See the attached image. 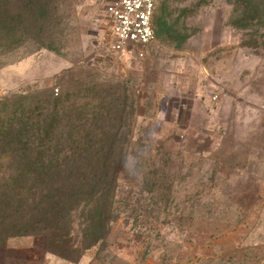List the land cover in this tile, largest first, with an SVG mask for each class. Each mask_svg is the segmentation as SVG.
I'll return each mask as SVG.
<instances>
[{
	"label": "rangeland",
	"instance_id": "1",
	"mask_svg": "<svg viewBox=\"0 0 264 264\" xmlns=\"http://www.w3.org/2000/svg\"><path fill=\"white\" fill-rule=\"evenodd\" d=\"M115 1L0 0V97L68 93L133 129L106 240L84 249L83 205L55 249L2 205L0 264H264V0H158L127 62Z\"/></svg>",
	"mask_w": 264,
	"mask_h": 264
},
{
	"label": "trees",
	"instance_id": "2",
	"mask_svg": "<svg viewBox=\"0 0 264 264\" xmlns=\"http://www.w3.org/2000/svg\"><path fill=\"white\" fill-rule=\"evenodd\" d=\"M80 101L49 91L0 97V207L11 206L13 224L41 232L54 249L73 242L82 205L84 249L106 240L133 138L124 110L87 112Z\"/></svg>",
	"mask_w": 264,
	"mask_h": 264
},
{
	"label": "built area",
	"instance_id": "3",
	"mask_svg": "<svg viewBox=\"0 0 264 264\" xmlns=\"http://www.w3.org/2000/svg\"><path fill=\"white\" fill-rule=\"evenodd\" d=\"M158 0H116L106 9L111 50L120 61L143 56L156 37L154 18Z\"/></svg>",
	"mask_w": 264,
	"mask_h": 264
},
{
	"label": "crops",
	"instance_id": "4",
	"mask_svg": "<svg viewBox=\"0 0 264 264\" xmlns=\"http://www.w3.org/2000/svg\"><path fill=\"white\" fill-rule=\"evenodd\" d=\"M207 34V33H206ZM76 264V263H75Z\"/></svg>",
	"mask_w": 264,
	"mask_h": 264
}]
</instances>
